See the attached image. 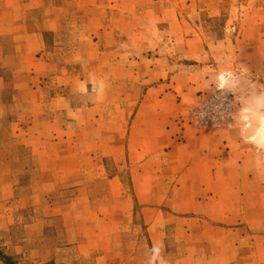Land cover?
Listing matches in <instances>:
<instances>
[{"label": "crops", "instance_id": "crops-1", "mask_svg": "<svg viewBox=\"0 0 264 264\" xmlns=\"http://www.w3.org/2000/svg\"><path fill=\"white\" fill-rule=\"evenodd\" d=\"M57 1L0 0V248L4 254L15 256L19 264H128L118 251L125 236L120 228L128 223L123 221L118 205L124 190L122 159L113 155L104 163L83 150L84 146L89 147L81 139L86 128L82 125L83 112L92 118V109L74 107L67 111L51 105L50 99L65 102L66 96L46 91L48 79L44 78L61 60L59 55L50 59L49 53L66 51V41L72 37L74 45L79 46L70 48L72 51L93 50L97 56L101 52L116 53L110 55L107 64L95 62L98 68L117 69L100 81L123 80L128 84L126 80H133L145 86L131 126L138 130L139 137L130 134L127 144V163L134 172L130 177L133 181H189L187 195L197 198L191 200L187 212L210 211L211 181L225 180L222 153L228 147L231 155L234 147L226 143V132L174 123L178 116L187 114L197 93L207 91L214 82L210 77L195 79L194 75L164 79L168 66L167 59L158 54L162 49L157 37L160 32L148 20H178L175 8L168 15L169 10H159L163 7L161 0H90L88 7L83 0H74V14H70L62 8L63 3L56 7ZM140 5L146 6L147 11L136 13ZM148 8L158 9V15H149ZM132 20L142 21L135 32L130 28ZM46 34L51 35V40L45 38ZM131 52H155L150 58L148 54L140 58L141 63L148 64L142 75L137 72L134 77L126 69L131 65ZM124 69L127 72L123 74ZM163 102H167L168 109H161ZM148 103L151 108L145 113ZM52 113L58 118L57 124L63 118H71L75 131L82 134H72L65 123L48 125L45 121ZM147 114L152 117L151 122L139 124V118ZM93 124L87 129H93ZM247 145L244 148L250 150L257 169L259 154L252 144ZM101 184L106 186V208L95 206L94 190ZM116 211L121 214L118 218L110 214ZM218 212H223V207ZM83 213H90L91 218ZM215 221L223 223L222 219ZM207 222L204 220L203 224ZM253 226L263 231L251 243L254 256L248 262L264 264V220H252L250 227ZM0 264H4L1 259Z\"/></svg>", "mask_w": 264, "mask_h": 264}, {"label": "rangeland", "instance_id": "rangeland-1", "mask_svg": "<svg viewBox=\"0 0 264 264\" xmlns=\"http://www.w3.org/2000/svg\"><path fill=\"white\" fill-rule=\"evenodd\" d=\"M65 1L67 0H58L56 7L63 3L62 8H67L68 13L74 14V0L64 5ZM161 1L163 7L159 10H162V13L175 8L178 15V20H148L153 26L157 25L160 32L157 37L161 40L162 49L160 47L158 54L167 59L165 63L168 66L164 79L178 75H194L195 79H214L217 73L226 68L237 72L246 70L236 91L217 90L213 82L207 91L197 93L187 114L174 120L177 125L188 124L197 129L226 132V143L229 142L230 146L234 147L233 154L228 153V147L222 153L221 158L226 161L223 169L226 178L211 181L212 191L208 206L210 211L207 214L185 210L191 200L197 198L187 195L190 191L187 187L189 181L131 179L130 176L134 172L127 163V144L132 138L130 134L135 133L136 139L139 137L138 130L132 129L131 126L142 101L145 86H142L140 81L133 80H126L128 84L123 80L100 81L99 78L106 77L117 69L98 68L95 62L99 65L107 64L111 59L110 55L116 53L101 52L97 56L93 50L72 51L70 48L79 47L78 44L74 45L75 40L72 37L66 41V51L49 53L50 59L59 55L61 60L58 67L52 68L44 78L48 79L45 83L46 91L51 94L58 91L57 94L66 96L65 102L50 99V103L67 111L74 107L92 109L90 114L93 117H86L83 112L84 118L83 122L81 121L82 125L86 126L81 139L83 143L89 144V147L84 146L83 150L105 160L104 163L107 159H112L113 155L122 159L120 170L124 190L118 205L122 208L123 221L128 220V223L120 228L124 230L125 236L118 251L128 259L125 263L147 264L150 249L159 244L162 245L161 255L168 264H250L248 260L254 256L251 243L254 237L260 236L263 231L262 228L250 225L252 220L257 223L259 219L264 220V153H258L257 170L251 160L250 150L244 148L248 145L241 138L233 116L253 91H264V0ZM83 2L86 7L91 5L90 0ZM136 9V13L147 11L146 6L141 5ZM159 10L148 8L149 15H158ZM168 15H171V12ZM38 17L35 14L34 18ZM160 20L163 22L158 24ZM140 24L142 21L132 20V32H135L134 29H138ZM78 26L77 23V28ZM45 38L51 40V35L46 34ZM130 54L128 62H131V65L126 69H130L128 72L135 77L137 72L142 75L147 71L148 64L141 63L140 58H146V54L150 58L155 52ZM126 69L121 70V73H126ZM161 105V109H168L167 102ZM150 108L151 104L148 103L145 113H149ZM151 119L147 114L146 117L139 118L138 122L144 124L151 122ZM56 120L58 118L52 113L45 122L51 127L65 123L72 134H82L75 131V121L71 118H63L58 124ZM91 123H94L93 129H87ZM9 133L6 134L7 140ZM47 151L52 152L51 149ZM161 152L164 154L166 150ZM163 154H160V160H163ZM108 168L111 169L110 163ZM256 171L258 176H253L252 172ZM143 190L146 191L145 194H135L136 191ZM106 195V186H97L94 190L97 201L95 206L106 208ZM199 201L201 202V198ZM220 206L223 207V212H218ZM178 208L183 210H177ZM238 209L243 210L240 212ZM83 214L90 217V213ZM110 214L114 215V218H118V214L121 215L117 211ZM210 216L214 221H210ZM216 219H222L223 223H218ZM204 220L209 222L203 224ZM236 253L237 259L234 260Z\"/></svg>", "mask_w": 264, "mask_h": 264}, {"label": "clouds", "instance_id": "clouds-1", "mask_svg": "<svg viewBox=\"0 0 264 264\" xmlns=\"http://www.w3.org/2000/svg\"><path fill=\"white\" fill-rule=\"evenodd\" d=\"M245 72L244 69L237 72L234 69L226 68L217 73L214 77L216 89L236 91ZM233 119L241 138L246 143L252 144L258 153H264V91H253L245 98ZM161 251L162 245H154L150 249L147 264H168V261L161 255Z\"/></svg>", "mask_w": 264, "mask_h": 264}, {"label": "trees", "instance_id": "trees-1", "mask_svg": "<svg viewBox=\"0 0 264 264\" xmlns=\"http://www.w3.org/2000/svg\"><path fill=\"white\" fill-rule=\"evenodd\" d=\"M0 259L4 262V264H19V261L15 256L6 255L1 249H0Z\"/></svg>", "mask_w": 264, "mask_h": 264}]
</instances>
